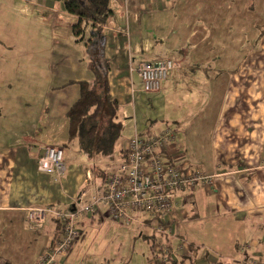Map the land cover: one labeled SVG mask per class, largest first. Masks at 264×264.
Wrapping results in <instances>:
<instances>
[{
    "label": "crops",
    "instance_id": "obj_1",
    "mask_svg": "<svg viewBox=\"0 0 264 264\" xmlns=\"http://www.w3.org/2000/svg\"><path fill=\"white\" fill-rule=\"evenodd\" d=\"M229 1L109 0L112 16L103 27L104 37H99L110 66V95L119 105L122 121L134 117L132 102L137 106L139 93L148 94L142 90L138 65L161 59L177 63L160 91L149 93L153 97L145 101L168 107V114L161 117V124L150 120L134 133L156 135L164 122H170L176 129L168 151L171 161L213 176L210 186L197 185L193 192L177 197L170 240L175 254L169 264H264V63L260 57L264 40L236 68L229 70L230 64L218 56L211 64L218 47L211 43L213 5L219 2L222 11L221 3ZM250 6L255 7L244 5L238 11ZM77 23L78 18L65 12L61 0H0V32L34 40L32 45L21 44V59L0 53V58H10L7 70L13 74L7 80L5 60H1V262L37 264L60 236V224L52 213L44 229L30 230L29 209H71L81 193H87L89 200L99 189L100 180L93 179V171L102 168L104 159L89 158L77 140L69 139L68 113L80 98V83L95 82L86 47L75 43L71 34ZM222 33L219 28L218 34ZM42 53L48 60L36 59ZM46 62L50 71L36 74L34 68ZM14 76L22 84L15 83ZM37 80L43 82L42 100L33 123L36 109L28 104ZM48 146L66 147V172L59 181L38 169L37 160ZM125 147L122 144L120 151ZM77 227L83 232L81 238L86 229H109L106 243L112 259L100 258L99 253L80 259L72 249L56 264H125L132 259L133 243L138 247L136 257L143 258L141 264H157L153 248L165 244L151 218L140 217L127 226L114 221L104 207L80 218ZM121 234L127 237L128 253L116 250Z\"/></svg>",
    "mask_w": 264,
    "mask_h": 264
},
{
    "label": "built area",
    "instance_id": "obj_2",
    "mask_svg": "<svg viewBox=\"0 0 264 264\" xmlns=\"http://www.w3.org/2000/svg\"><path fill=\"white\" fill-rule=\"evenodd\" d=\"M177 63L161 59L152 63L142 62L137 67L142 90L145 93L160 91ZM175 140V129L167 127L158 135L134 136L126 143L125 159L109 176L99 196L81 193L71 209L53 210L33 208L27 211V223L32 231L44 229L48 214L57 218L61 233L39 256L37 264H56L59 257L69 254L73 244L82 237L77 228L80 218L94 215L104 207L111 218L132 226L144 215L156 222V232L167 239L172 237L171 223L176 216L177 197L193 192L197 185L210 186L213 176L190 167L176 165L168 151ZM39 171L61 180L66 172L65 151L62 147L48 146L39 156ZM160 253L164 262L173 256L172 248L164 244ZM159 248V249H160Z\"/></svg>",
    "mask_w": 264,
    "mask_h": 264
},
{
    "label": "rangeland",
    "instance_id": "obj_3",
    "mask_svg": "<svg viewBox=\"0 0 264 264\" xmlns=\"http://www.w3.org/2000/svg\"><path fill=\"white\" fill-rule=\"evenodd\" d=\"M227 1V0H226ZM219 2H216L213 6L216 7V11H213L212 14V24L213 27L212 29L214 30L215 33H212V40L211 43H215L214 46H218L213 50L212 57L210 58L211 64L216 61V56L217 58H221L224 60V64L227 62L230 64L229 70L234 67L236 68L237 63L239 64L243 58L246 57V55L249 53L250 50L258 51L260 49L261 45V39L263 38L264 40V0H230L229 3H221V9L220 11V6ZM228 9H224L225 6ZM245 5H253L255 7L250 6L249 9H244L242 11V7ZM231 6V7H230ZM240 9V11H238ZM222 14V15H221ZM224 14L226 15L223 17ZM221 20V25H218V22ZM217 23V24H215ZM219 28H223V33L222 36L218 34ZM226 32V34H225ZM216 40V41H215ZM34 40H28L22 37H16L14 35H9L0 32V53L4 57H11L14 59L17 58H22L23 55V50L21 49V44H33ZM264 42V41H263ZM12 48V49H10ZM31 50V48H30ZM33 52L34 51H30ZM0 54V57H2ZM260 57H261V62L264 63V48L260 52ZM248 58V57H247ZM8 59H3L0 58V61L2 60L4 63V70H5V75L7 77V80H12L13 77L9 70H7V67H9L7 60ZM36 59H46L48 60V57H46L45 53H42L41 55L37 54ZM2 62V64H3ZM226 63V64H227ZM12 70H14L13 65L10 66ZM233 68V69H234ZM0 70L3 72V67L0 65ZM36 74H47L50 70L49 67H47V62L41 66L37 65V68H34ZM25 71V70H24ZM30 74V73H28ZM15 77V83L18 82V84L21 82V79L18 76ZM24 77V76H23ZM19 78V79H18ZM43 82H39L37 80V83L35 85L34 89V95L32 98L29 99V104L30 106H33L36 109V113H34L33 117V123L35 122V119L37 117V114L39 112V103H41V87L40 84ZM22 84V83H20ZM6 84H4L5 86ZM10 86V85H9ZM11 87V86H10ZM157 93V92H156ZM151 95V94H150ZM148 94H140L138 96L137 100V106L135 105L134 101L132 102V107L131 110L134 111L135 109V115L132 118H127L126 120L122 121L124 125V129L121 135L120 140L117 143V146L115 148V152L111 155L109 158H104V160L101 163L102 169L105 170L107 173L111 174L121 163L122 158H121V151L120 148L122 144L128 143L129 139H131L134 136V130L135 128L142 130L140 126L146 125V122L150 120H159L158 124H161L160 122H163L161 117L163 115L168 114V107L166 109H162L161 105H151L149 101L145 103L148 98L153 97V95L150 96ZM154 99V98H153ZM143 100V102H142ZM134 105V106H133ZM32 108V109H34ZM130 110V108H128ZM157 118V119H156ZM165 123L168 125H171L170 122H164V127ZM164 129V128H163ZM162 129V130H163ZM175 129V128H173ZM161 130V131H162ZM7 130H3L2 133H5ZM160 131V132H161ZM176 131V129H175ZM159 132V133H160ZM11 133L13 136L16 137L17 131H12ZM151 135V134H150ZM1 136V135H0ZM18 136V135H17ZM144 136V134H142ZM11 138V140H13ZM9 140V141H11ZM8 141V142H9ZM127 141V142H126ZM175 141V140H174ZM173 141V143H174ZM172 143V144H173ZM171 144V146H172ZM66 157L68 158V155L66 154ZM171 157V155H170ZM39 159L37 160L38 164ZM39 169V168H38ZM96 196H99L101 194V190L96 189L94 191ZM145 216V215H144ZM143 216V217H144ZM150 218V217H149ZM139 220V219H138ZM78 228V227H77ZM78 230L83 234L82 230L78 228ZM127 232L126 230H124ZM85 236L84 238H80L78 242L73 244L72 249L76 251L79 255V257L85 258L89 254H98L100 258H105V259H112V255L109 254V249L107 246V241L109 240V235L111 231L108 230H102L100 228L99 230L95 228V230L88 231L87 229L85 230ZM161 235V234H159ZM163 236V235H161ZM165 237V236H164ZM165 243H170V239H167L165 237ZM126 241V242H125ZM116 245H120L119 248H116V250L122 254V253H128L129 251V244L127 243V237L121 234L117 240H116ZM162 245V244H161ZM167 245V244H166ZM172 247V252L173 255L175 254L173 246ZM70 250V251H71ZM136 250V251H135ZM132 259L131 261L126 262L125 264H139V261H143V258L141 255L137 258L136 254L139 253L138 247L136 243L132 244ZM91 257V256H90ZM61 258V257H59ZM90 259V258H89ZM38 261V260H37ZM113 263V261H111ZM110 262V263H111ZM139 262V263H138ZM141 264V263H140Z\"/></svg>",
    "mask_w": 264,
    "mask_h": 264
},
{
    "label": "trees",
    "instance_id": "obj_4",
    "mask_svg": "<svg viewBox=\"0 0 264 264\" xmlns=\"http://www.w3.org/2000/svg\"><path fill=\"white\" fill-rule=\"evenodd\" d=\"M61 1L65 12L78 18V23L71 29V34L75 43H83L86 47L89 54V67L95 75L94 83H80V98L69 110V139L71 142L77 140L79 148L89 158L96 156H101L102 159L109 158L116 151L115 148L124 129L123 122L118 116L119 105L110 95L108 83L110 66L102 52L104 40L99 41V37H104V25L112 16L109 0ZM165 124L164 129L174 128L172 124ZM136 135L142 137V135H138L137 131L134 136ZM125 155L126 151L123 148L121 162L124 161ZM111 174L102 168L93 171V179L100 180L99 189L101 191L106 186V181ZM54 242L55 240H53ZM160 246L162 247V245H157L153 248V257L156 262L158 261L157 264H169V261H172V256L168 258L167 262L162 261L161 255L163 254L160 253L162 250ZM164 246L172 248L170 243H165ZM0 264L12 263L0 261Z\"/></svg>",
    "mask_w": 264,
    "mask_h": 264
}]
</instances>
